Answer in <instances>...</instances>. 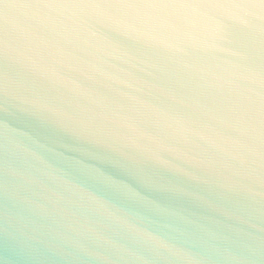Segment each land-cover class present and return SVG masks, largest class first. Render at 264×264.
<instances>
[{
  "label": "water",
  "instance_id": "95a60500",
  "mask_svg": "<svg viewBox=\"0 0 264 264\" xmlns=\"http://www.w3.org/2000/svg\"><path fill=\"white\" fill-rule=\"evenodd\" d=\"M0 264H264V0H0Z\"/></svg>",
  "mask_w": 264,
  "mask_h": 264
}]
</instances>
